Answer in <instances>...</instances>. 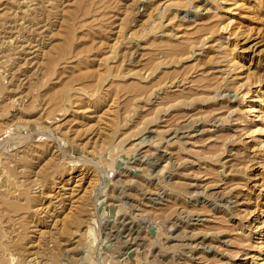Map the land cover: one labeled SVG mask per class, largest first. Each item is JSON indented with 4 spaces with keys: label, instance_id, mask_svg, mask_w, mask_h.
Returning a JSON list of instances; mask_svg holds the SVG:
<instances>
[{
    "label": "rangeland",
    "instance_id": "374dc122",
    "mask_svg": "<svg viewBox=\"0 0 264 264\" xmlns=\"http://www.w3.org/2000/svg\"><path fill=\"white\" fill-rule=\"evenodd\" d=\"M0 264H264V0H0Z\"/></svg>",
    "mask_w": 264,
    "mask_h": 264
},
{
    "label": "bare ground",
    "instance_id": "6f19581e",
    "mask_svg": "<svg viewBox=\"0 0 264 264\" xmlns=\"http://www.w3.org/2000/svg\"><path fill=\"white\" fill-rule=\"evenodd\" d=\"M9 24V23H8ZM102 207V206H101Z\"/></svg>",
    "mask_w": 264,
    "mask_h": 264
}]
</instances>
